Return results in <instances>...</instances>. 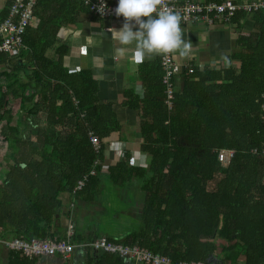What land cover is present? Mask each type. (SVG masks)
<instances>
[{"label":"trees","instance_id":"16d2710c","mask_svg":"<svg viewBox=\"0 0 264 264\" xmlns=\"http://www.w3.org/2000/svg\"><path fill=\"white\" fill-rule=\"evenodd\" d=\"M84 10L77 0H38L24 48L14 57L0 55V131L6 144L0 163V239H67L60 217L72 220L75 210L63 212L60 195H72L99 160L96 175L74 193L75 207L92 205L103 179L120 195L135 181L143 205L138 214L131 204L120 212L137 215L131 233L92 238L73 226L75 245L107 237L174 263L239 264L244 257L243 264H264V9L250 14L257 31L238 37L245 49L236 57L240 68L194 70L184 90H175L170 110L160 59L142 65L143 98L127 91L123 105L140 114L142 148L151 163L134 167L126 157L106 174L104 142L121 129L118 114L99 99L91 71H68V49L58 37ZM247 15L239 12L231 22L239 24ZM14 100L21 102L17 116ZM89 132L101 139L98 153ZM221 150L234 151L226 167L218 160ZM83 251L85 264H131L115 254ZM39 260L0 247V264Z\"/></svg>","mask_w":264,"mask_h":264},{"label":"crops","instance_id":"0c3cea01","mask_svg":"<svg viewBox=\"0 0 264 264\" xmlns=\"http://www.w3.org/2000/svg\"><path fill=\"white\" fill-rule=\"evenodd\" d=\"M193 1L207 3L216 0ZM230 1L244 3L251 0ZM12 2L13 0H0V22ZM252 18V15H247L239 24L234 22L228 24L215 23L214 25L202 22L180 24L184 38L192 41L193 48L187 56L173 53L175 61L183 68L191 67L199 72L240 68L241 62L236 57L245 49L238 45L237 40L242 34L257 31ZM124 22V19L101 21L84 10L76 15L74 23L62 27L58 35L60 43L68 49L64 57V65L68 71L72 73L81 70L91 71L99 85V99L103 103L113 104L118 114L121 129L112 133L104 142V159L101 162L104 174L108 173L111 165L123 161L126 157H129V165L145 168H148L152 159L151 155L142 148L143 139L139 112L125 107L123 103L126 100L125 92L127 91L133 92L140 99L143 98L145 86L141 78L142 65L154 62L159 58V54H152L140 62H134L131 59L134 50L133 44L126 46L124 57L117 56L115 48L120 45L115 37L111 36V30L119 29ZM107 27L111 30H106ZM15 55L9 56L14 57ZM143 73L145 74V71ZM193 73L190 74L185 70L178 74L175 78V89L184 90L185 79L191 77ZM20 107L21 102L19 100L17 113L14 111L16 116L21 113ZM38 123L45 125L43 121ZM113 188L109 180L103 179L101 190L96 195V201L92 205L79 202L77 203L78 208L75 207L74 195L68 192L62 193L60 195L62 211H68L73 204L75 217L70 220L62 215L60 224L67 226V230L69 227L75 226L82 231L83 236L94 238L99 233L112 236L107 233V225L104 224L107 217L101 219L96 214L101 212L104 213V216L106 215V210L109 209L113 201L109 197ZM114 190L118 192L116 188ZM115 197L127 201L128 207L131 204L132 210L136 213L143 205L144 195L135 181H132V185H128L127 189H124L122 195L118 193ZM105 204H108L107 207ZM118 219H121V216ZM125 222L126 229L119 235L117 234L118 236L129 234L134 230L137 225V215L135 213L126 214ZM244 260L245 258L241 257L239 264H243ZM85 261V252L79 250L68 258H63L60 255L40 258L39 264H85Z\"/></svg>","mask_w":264,"mask_h":264},{"label":"built area","instance_id":"2783aa9c","mask_svg":"<svg viewBox=\"0 0 264 264\" xmlns=\"http://www.w3.org/2000/svg\"><path fill=\"white\" fill-rule=\"evenodd\" d=\"M37 1L38 0H13L9 5L6 17L0 22V55L4 53L15 55L21 48H24L23 37L27 29L34 23V8ZM77 1L87 9L88 13L101 21H117L124 19L122 16H117L115 13L117 0ZM260 9H264V0H251L244 3H236L230 0L207 3H196L193 0H160L158 5V10L160 11H174L179 13L180 24L199 22L208 25H214L215 23L228 24L239 12L250 15ZM106 30L111 29L107 27ZM159 59L163 71L162 84L165 88V104L170 110L173 107L176 76L185 70L191 74L194 72V69L180 66L175 61L173 53H161L159 54ZM88 136L94 150L98 153L102 146L101 139L93 132H89ZM233 156V150H221L218 154V160L226 167ZM98 164H100L99 160L95 162L92 170L82 180L78 181L74 193L82 189L89 176L96 175L95 167ZM74 193L72 195H74ZM71 207H73V204ZM72 235V228L69 227L67 239L60 241L38 239L26 241L17 238L8 240L0 239V247L10 251L21 252L29 258L52 257L55 255L68 258L73 255L76 250H85V248L89 247L95 251H103L118 255L125 262H130L131 264H206L203 262L174 263L170 258L154 254L146 248L113 242L108 240L107 237H101L87 244L75 245L70 240Z\"/></svg>","mask_w":264,"mask_h":264},{"label":"clouds","instance_id":"9594fccd","mask_svg":"<svg viewBox=\"0 0 264 264\" xmlns=\"http://www.w3.org/2000/svg\"><path fill=\"white\" fill-rule=\"evenodd\" d=\"M159 3L160 0H117L115 13L125 21L119 29L111 30L120 45L115 48L117 56L124 57L126 46L133 44L134 62L152 54L190 53L193 43L183 36L179 13L160 11Z\"/></svg>","mask_w":264,"mask_h":264},{"label":"rangeland","instance_id":"374dc122","mask_svg":"<svg viewBox=\"0 0 264 264\" xmlns=\"http://www.w3.org/2000/svg\"><path fill=\"white\" fill-rule=\"evenodd\" d=\"M18 103H19V100L11 103V106L15 112L17 111L16 109L18 108ZM0 129H1V125H0ZM5 150H6V144L3 142L2 134L0 131V163H4ZM117 195H118V192H116L113 188V191L111 192L109 196L113 200L112 204L109 206V209H107L108 214L103 216V219L104 217H107V220L104 223L105 225H107V233L112 236H118L120 232L126 229L125 228L126 227V222H125L126 214H120V212L128 207L127 201L121 199L120 197H115ZM96 215H99V212ZM117 215L118 217L121 216V219H118V217H116Z\"/></svg>","mask_w":264,"mask_h":264},{"label":"water","instance_id":"95a60500","mask_svg":"<svg viewBox=\"0 0 264 264\" xmlns=\"http://www.w3.org/2000/svg\"><path fill=\"white\" fill-rule=\"evenodd\" d=\"M28 94V93H27ZM106 205V207H107V205L108 204H105ZM108 214V211L106 210V215ZM100 217L101 219H102V217L104 216V213H101V212H99V215H97V217Z\"/></svg>","mask_w":264,"mask_h":264}]
</instances>
